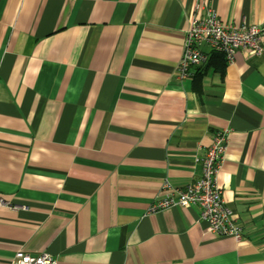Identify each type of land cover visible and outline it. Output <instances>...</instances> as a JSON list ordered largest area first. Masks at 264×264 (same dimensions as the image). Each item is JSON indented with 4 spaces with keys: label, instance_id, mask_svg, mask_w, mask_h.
Listing matches in <instances>:
<instances>
[{
    "label": "crops",
    "instance_id": "0c3cea01",
    "mask_svg": "<svg viewBox=\"0 0 264 264\" xmlns=\"http://www.w3.org/2000/svg\"><path fill=\"white\" fill-rule=\"evenodd\" d=\"M205 8L264 26V0H0V264H264V53L179 79ZM225 129L241 239L197 206L151 210Z\"/></svg>",
    "mask_w": 264,
    "mask_h": 264
},
{
    "label": "built area",
    "instance_id": "2783aa9c",
    "mask_svg": "<svg viewBox=\"0 0 264 264\" xmlns=\"http://www.w3.org/2000/svg\"><path fill=\"white\" fill-rule=\"evenodd\" d=\"M263 34V25L227 23L214 10L203 9L193 17L186 29L184 50L178 65V78L184 80L191 77L194 68L207 63L213 52L221 53L227 62H232L238 51L245 57L263 54ZM228 142L227 129L216 131L206 153L196 158V162L201 166L200 176L184 187H176L165 182L161 195L151 210L197 206L200 219L207 222L209 231L241 239L242 228L234 217V211L226 204L222 188L218 184V174L222 168ZM13 208L27 209L26 206L19 205H14ZM9 264H59V262L47 251L32 254L19 250Z\"/></svg>",
    "mask_w": 264,
    "mask_h": 264
},
{
    "label": "trees",
    "instance_id": "16d2710c",
    "mask_svg": "<svg viewBox=\"0 0 264 264\" xmlns=\"http://www.w3.org/2000/svg\"><path fill=\"white\" fill-rule=\"evenodd\" d=\"M223 61H225V57L221 53L213 52L208 61L207 67L217 69L223 65ZM205 74L206 72H199L194 79L201 82Z\"/></svg>",
    "mask_w": 264,
    "mask_h": 264
}]
</instances>
